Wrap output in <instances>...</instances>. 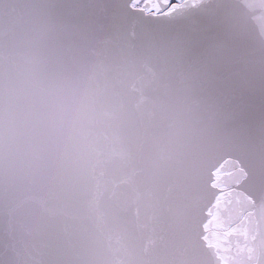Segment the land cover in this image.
Wrapping results in <instances>:
<instances>
[{
	"label": "clouds",
	"instance_id": "9594fccd",
	"mask_svg": "<svg viewBox=\"0 0 264 264\" xmlns=\"http://www.w3.org/2000/svg\"><path fill=\"white\" fill-rule=\"evenodd\" d=\"M224 157L264 222V0H0V264H215Z\"/></svg>",
	"mask_w": 264,
	"mask_h": 264
},
{
	"label": "flooded vegetation",
	"instance_id": "af4514ba",
	"mask_svg": "<svg viewBox=\"0 0 264 264\" xmlns=\"http://www.w3.org/2000/svg\"><path fill=\"white\" fill-rule=\"evenodd\" d=\"M172 2L175 3L176 0H172ZM223 163L225 162L220 163V166L215 170L213 185H215L219 191L213 205L209 208H213L214 214H219L220 222L223 224L222 228H216V226L213 225V231H219L221 233L219 245L213 246V248L216 249L222 264H226L236 258L235 256L238 254V248L241 249L239 253H251L253 251L248 245L255 236V232H253L251 227V218H254V214L250 216L240 208V202L237 196L241 191V189L238 188L240 181L237 179V175H234L237 173V167L232 170H222L224 166ZM225 164L226 167H230L229 164ZM233 172L235 173L232 174ZM207 221L208 218L204 225ZM203 238H205L208 243L210 234L205 231V227Z\"/></svg>",
	"mask_w": 264,
	"mask_h": 264
},
{
	"label": "snow or ice",
	"instance_id": "6c2138e0",
	"mask_svg": "<svg viewBox=\"0 0 264 264\" xmlns=\"http://www.w3.org/2000/svg\"><path fill=\"white\" fill-rule=\"evenodd\" d=\"M178 6V0L175 3L172 0H134V8H138L140 11H150L154 15H170L175 8ZM218 207V205H217ZM208 221L204 225L205 231L210 234L208 243L210 246H216L220 243L221 233L219 231H213V225L216 228H222L223 224L220 222V217L218 213L213 212L209 208L207 212ZM241 249H237L239 253Z\"/></svg>",
	"mask_w": 264,
	"mask_h": 264
},
{
	"label": "water",
	"instance_id": "95a60500",
	"mask_svg": "<svg viewBox=\"0 0 264 264\" xmlns=\"http://www.w3.org/2000/svg\"><path fill=\"white\" fill-rule=\"evenodd\" d=\"M222 162H225V163H227V164H229L230 165V167H226V164L225 163H223L224 164V166H223V168H222V170H232V169H235L236 167H237V162L235 161V160H233L231 157H224L223 159H221L216 165H215V167L212 169V171H211V184H213L212 182H213V180H214V171L216 170V168L220 165V163H222ZM232 165V166H231ZM235 172H233L232 174H234ZM234 175H237V173H235ZM228 184V183H227ZM238 188H240L241 189V186L239 185L238 186ZM212 189H213V191L215 192V197H214V199H213V201H212V203H211V205H213V202H214V200H215V198H216V196H217V194H218V191H219V189L215 186V185H212ZM210 205V206H211ZM213 209V208H212ZM207 210L208 209H206L205 210V212H204V214H203V219H202V221H201V223H200V233H201V241H202V243L204 244V246H205V248L210 252V253H212V255H213V259H214V261H215V264H222V262H221V258H219L218 257V254H217V252H216V250H215V248H213V246H210V245H208L207 244V241H206V239L205 238H203L204 237V222L207 220ZM251 227H252V229H253V232H255V234L254 235H257L258 234V232H259V230L262 228V227H264V222H262L258 217H255V215H254V218H251ZM236 257V256H235ZM226 264H235V259H233V260H231V261H229L228 263H226Z\"/></svg>",
	"mask_w": 264,
	"mask_h": 264
}]
</instances>
